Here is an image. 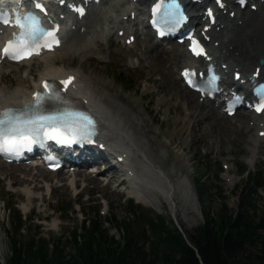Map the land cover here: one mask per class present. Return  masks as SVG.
Returning a JSON list of instances; mask_svg holds the SVG:
<instances>
[{
  "label": "rangeland",
  "instance_id": "1",
  "mask_svg": "<svg viewBox=\"0 0 264 264\" xmlns=\"http://www.w3.org/2000/svg\"><path fill=\"white\" fill-rule=\"evenodd\" d=\"M128 1L109 0L102 5L104 8L115 7L118 16L122 17L123 13L128 11ZM116 2L119 5H117L118 3L115 5ZM261 6L260 10L251 13L253 21L257 19V15L254 13L264 12V4ZM97 7L98 5L95 8ZM142 7L144 6L142 5ZM245 11L249 12L248 9ZM114 24H116L115 20L110 19V25ZM137 35L138 42L132 46H126L123 40L116 41L114 38L107 41L99 39L100 44L93 52L84 56V59L83 52L69 53L61 56L57 64L72 70L83 68L106 80H112L114 85L121 89V92L128 98L134 96L139 103L141 101L146 107L145 114L152 119L150 120L152 125L160 128L155 136V141L160 145L159 141L164 132L174 128L180 129L182 125L181 118L176 119L179 110L184 112L183 105L177 95H172L165 103L160 101L162 97L169 96L164 82L171 85L175 76L179 75L178 60L181 46H174L170 51L175 54L177 60L168 63L166 69L161 66L159 70L152 63L151 57L152 46L157 43L156 40L154 37L148 40L141 31L137 32ZM160 47L167 46L161 43ZM44 62L42 58H35L29 63L2 64L0 97L14 95V91L21 81L36 79L40 70L44 68ZM30 69L32 70L30 71ZM113 70L124 71L129 79L135 81L133 82L136 84L135 87L129 88L118 82L114 78ZM196 96L199 99L198 94ZM212 108L214 109L212 110ZM205 110L214 113L220 112L221 117L202 116L196 122L194 135L186 145V155L189 158V177L194 185V191L187 194L184 191L185 188L177 187L173 195V199L178 197L177 200H180V197L184 199L185 207L181 223L173 213L174 201L169 199L164 192H153L155 189L146 182L143 183V188L148 191L147 196L152 197L151 200L141 199L138 195L130 193L131 191H124L123 183H119L118 187L114 180L107 182L111 175L109 170L102 175H91L85 168H82L80 172H74V174H69L66 169L55 174L41 166L34 168L11 166L0 160V208L2 209L0 212V251H2L0 264H6L11 251L6 232L12 227V214L9 216L10 207L12 211L15 209L16 213L17 211L21 212L27 222L24 226L31 227L32 234L47 238L61 237L62 239L69 237L70 231L74 227L81 226L85 218L87 220L95 218L96 208L98 210L100 208L104 217L115 213L118 220L125 219L129 215L127 209L129 198L140 203L147 211L161 214L173 220L174 225L181 227L185 232L193 231L197 225L203 222L204 211L209 207L216 211L221 207L223 201L229 207H236L239 203L238 187L246 180V175H241L242 165H246L249 170L255 172L259 169L264 170V141L257 143L254 147L250 136L255 133L256 127L247 128L245 121L248 120L249 114L245 111L240 110L235 116L229 117L221 111L222 109H217L212 104L206 105ZM178 136L183 139L185 133H179ZM253 150L256 155L251 162L249 158L253 154ZM138 166L139 171L142 172V166L139 163ZM167 169L176 183L181 170H174L172 160L168 162ZM217 172L218 176H216ZM227 175L231 176V181ZM198 176L205 180L207 189L209 188L211 193V196H206L204 201L200 200L195 188L194 179ZM218 189H222L224 192L219 193ZM192 193L195 196H192ZM259 194L261 196L260 205H263L264 189H260ZM161 197L166 201L167 206L163 204ZM64 211H67L66 215L63 214ZM104 225L111 234L119 236L116 227H112L108 222H105ZM25 233L28 231L26 230ZM66 251H72L71 244L66 243Z\"/></svg>",
  "mask_w": 264,
  "mask_h": 264
},
{
  "label": "bare ground",
  "instance_id": "2",
  "mask_svg": "<svg viewBox=\"0 0 264 264\" xmlns=\"http://www.w3.org/2000/svg\"><path fill=\"white\" fill-rule=\"evenodd\" d=\"M226 1V7L221 10L217 23L212 27V41L210 43L213 62L219 66L224 75V90L238 84L231 75L232 70H234V72L241 71L243 73V78H249L253 73H258L260 78L264 79V65L258 66L259 58H264V12L261 11L258 14L254 13L257 15V19L253 21L252 12L236 10L234 0ZM117 3L118 2H116L115 5ZM141 4L142 3L135 4L134 8L133 6L129 7L128 11L123 13L121 18L118 16L115 7L104 8L102 4H100V6L98 5V7L95 8L97 6L95 5L90 13L83 17V19L73 22L72 28L66 31L64 43L57 50L41 57L45 61L44 68L40 70L37 78L21 81L14 91V95L11 97H0V106L22 105L28 102L45 79L74 76V87L69 90L68 93L97 115L100 121V144L104 143L107 146L105 150L100 151L102 153H99L98 149L91 150L92 155L90 158L86 157L85 165L90 163L97 164L99 161H104L105 165L99 171H101L100 174L105 173L107 170L110 171L111 175L107 182L111 180L118 182L123 178L121 183L125 186V183L129 180L130 183L126 188L128 191L134 190L141 199H146L148 194V191L143 188L144 182L161 188L167 197L174 201L173 213L181 223L183 220V208L185 207L183 203L184 199H181V197L180 200H177L179 197L173 199V195L177 187L185 188L184 191H186L187 194L194 191V185L189 177V158L186 155V145L192 139L196 122L199 121L202 116L207 118L211 116L221 117L220 112L214 113L205 110L206 105L210 104L220 109L222 104L219 102V96L217 97V102H210L204 98L202 103H200V100L196 96V92L183 84L180 75L175 76L171 85H167L164 82L166 92L169 96L167 98L162 97L160 101L165 103L172 95H177L178 100L183 105L184 112L179 110L176 117L177 120L181 118L182 125L180 129L174 128L164 132L159 141L160 145H158L155 141V136H157L160 128L152 125L150 122L152 119L145 114L146 107L140 100L139 103L134 96L128 98L126 94L121 92V89L114 85L112 80H106L96 75V73L87 72L83 68L78 70L67 69L57 64L61 56L69 53L83 52L82 55L84 59V56L89 52H93L100 44L99 39L107 41L115 37L116 40H120L121 38L117 34L120 29H125L126 32H129L127 36L125 35L123 37L124 40H126L131 34H135V31H130L128 28L126 29V25L129 21H140L143 25V33L149 40L153 37V34L143 22V9ZM117 5H119V3ZM261 5L262 4L259 6ZM224 10H227L228 15H225ZM133 11L137 14L136 18L134 20H125L124 16L128 14V17H131ZM196 11L198 12L199 9L195 7L191 8V12L195 13L194 19L204 24L203 14L200 12L197 13ZM232 11L235 12L234 18H231L230 15ZM62 13H66L65 9H53V14L56 17L60 16ZM110 19H114L116 24L110 25ZM116 26H118V28L114 33ZM2 35H0V37H3ZM135 43L134 41L133 44ZM161 43H163V41H157L156 44H153V53L151 56L152 63L159 70L161 66L166 69L168 63L174 62L175 59L177 60L175 54L170 52L172 49L170 50L168 46L160 47ZM167 44H170V42ZM179 53V71L187 65L194 63H198L199 65L203 64L201 59L190 58L188 52L184 48L182 50L179 49ZM31 60L33 59L24 61L23 63H29ZM3 63L4 60H2L0 56V75L3 73ZM257 66L260 67L258 72ZM31 70L32 69H30V71ZM239 90L248 93L247 84H240ZM213 109L214 108H212V110ZM236 114L237 112L235 115ZM245 123L248 129H250V126L256 127L255 133L250 136V140L254 144V147L257 143L264 141V135H261V133L264 132V112L257 116L249 115ZM179 133H185L183 139L178 136ZM152 134H154V136H152ZM114 150H120L121 152H118V154L125 152L128 156V163L133 167L135 163H141L143 166L142 172L138 169L137 171L134 170L135 174L132 177H122L124 175L122 173L123 169L108 164V158L106 156ZM93 152L98 153V155H94ZM255 155V150H253V154L249 158L251 162H253ZM170 160L174 163V170H181L176 183L167 169V164ZM10 165L14 166V164ZM54 173L59 174L60 172ZM86 177L90 178L88 175H86ZM227 177L230 181L232 180L231 176L227 175ZM192 196L195 195L193 194ZM161 201L167 206L163 197H161ZM195 204L196 203H194V205ZM191 209L194 211L193 208ZM1 210L0 208V212ZM1 254L2 251H0V255Z\"/></svg>",
  "mask_w": 264,
  "mask_h": 264
},
{
  "label": "trees",
  "instance_id": "3",
  "mask_svg": "<svg viewBox=\"0 0 264 264\" xmlns=\"http://www.w3.org/2000/svg\"><path fill=\"white\" fill-rule=\"evenodd\" d=\"M113 75L126 87L136 85L124 71L113 70ZM245 179L237 190L236 207L225 201L216 211L209 207L203 222L186 235L168 217L147 211L133 199L127 200L125 219L118 220L115 213L104 217L96 208L95 218H85L66 239L32 234L21 212L10 207L12 227L6 232L11 251L6 264H264V204L259 200L264 170L250 171ZM194 181L200 200L211 196L201 176ZM105 222L116 227L119 236L111 234Z\"/></svg>",
  "mask_w": 264,
  "mask_h": 264
},
{
  "label": "snow or ice",
  "instance_id": "4",
  "mask_svg": "<svg viewBox=\"0 0 264 264\" xmlns=\"http://www.w3.org/2000/svg\"><path fill=\"white\" fill-rule=\"evenodd\" d=\"M37 24L38 21L35 17H26L25 22L20 25L25 28L24 33L15 42L10 41L2 50L3 54L15 60L28 58L38 51V47L41 46L40 41L43 40L44 35L52 37L53 41L58 43L55 40L54 33H44V30L39 28ZM42 46L50 47L51 45L45 42ZM197 54L200 53L197 52ZM185 75L188 76L189 74L185 73ZM69 82L66 81L65 83ZM189 83H192V81L189 80ZM45 88H48L47 84H45ZM49 99L53 100L56 97L49 96ZM41 102L42 97L38 96L33 107L40 105ZM258 110H264V105ZM74 115L78 116V119L71 122L65 119L68 116ZM91 123L92 121L89 117L73 113L41 116L33 120L20 121L11 112H5L0 114V153L18 151L20 147L32 143L31 137L33 136L46 135L49 139L57 140L60 143H72L76 137H80L81 139L87 137L85 130ZM46 128L51 130L41 132V129Z\"/></svg>",
  "mask_w": 264,
  "mask_h": 264
},
{
  "label": "water",
  "instance_id": "5",
  "mask_svg": "<svg viewBox=\"0 0 264 264\" xmlns=\"http://www.w3.org/2000/svg\"><path fill=\"white\" fill-rule=\"evenodd\" d=\"M260 63H264V58H261L260 59Z\"/></svg>",
  "mask_w": 264,
  "mask_h": 264
}]
</instances>
